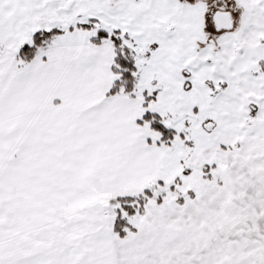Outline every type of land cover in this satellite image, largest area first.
Masks as SVG:
<instances>
[{"label":"snow or ice","instance_id":"snow-or-ice-1","mask_svg":"<svg viewBox=\"0 0 264 264\" xmlns=\"http://www.w3.org/2000/svg\"><path fill=\"white\" fill-rule=\"evenodd\" d=\"M0 264H264V0H0Z\"/></svg>","mask_w":264,"mask_h":264}]
</instances>
